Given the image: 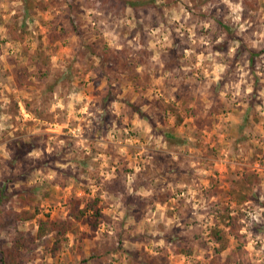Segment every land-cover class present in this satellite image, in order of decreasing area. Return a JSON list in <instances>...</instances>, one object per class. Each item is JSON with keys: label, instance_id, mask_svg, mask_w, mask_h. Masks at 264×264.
Listing matches in <instances>:
<instances>
[{"label": "rangeland", "instance_id": "rangeland-1", "mask_svg": "<svg viewBox=\"0 0 264 264\" xmlns=\"http://www.w3.org/2000/svg\"><path fill=\"white\" fill-rule=\"evenodd\" d=\"M121 1L0 0V257L76 197L104 222L58 250L37 239L23 264H264V0ZM124 47L148 52L137 82L105 73ZM252 172L238 236L223 216Z\"/></svg>", "mask_w": 264, "mask_h": 264}, {"label": "trees", "instance_id": "trees-1", "mask_svg": "<svg viewBox=\"0 0 264 264\" xmlns=\"http://www.w3.org/2000/svg\"><path fill=\"white\" fill-rule=\"evenodd\" d=\"M122 1L125 3V7H136V4L141 2V0ZM147 55L148 52L145 50H133L131 47H124L118 50H110L109 53L101 56L102 64L103 67L106 68L105 73L107 74L108 78H110L112 74L117 73L120 68L119 72L129 73V78L133 82H137L140 74L139 72H137L136 68L138 65L143 64V59L146 58ZM35 57L38 58V61H36L37 63H44L45 65L49 64L51 58L50 55L44 54L42 49L37 50V53L34 55V58ZM109 81L110 85H112V80L110 79ZM133 107L136 109V111L139 112V114L145 117V114L142 110L135 106ZM165 136L167 137L168 141L170 140V142L172 143L179 142V140L172 133L166 132ZM27 144L32 146V143ZM14 150V158L16 159L22 157V155L26 153H29L30 147H24V145L15 146ZM258 180H260L259 175L252 172L243 173L240 178H237L236 180H233L234 182H232L234 184L230 189V197L231 201H233L236 208H238L239 210H237L236 214L228 208L227 212L223 216V219L229 220L231 222V226L238 236H241V234H238L241 227V224L239 222L243 215V213L241 212V206L251 197L255 188V184L259 182ZM18 194L19 196L26 197L23 192H19ZM5 195L6 192L4 193L2 191L0 195V205L3 203ZM29 197L31 200H34L33 196L30 195ZM164 198L165 197H162V199ZM255 199H257V196H255ZM98 202L99 198H96L95 201L87 202L82 206V198L73 197V199L71 200L69 218H40L36 235H30L24 231L17 230V234L14 236L12 244L9 247L1 250L0 264H23L26 261V257L30 253L31 247L35 243V241L51 234H53L55 238L54 249L58 250L60 248V244L68 240V233L78 231L79 228L78 226H75L76 223L82 222L91 225L94 229H97L99 224L101 222H104L105 219L104 212L103 210H101ZM38 214L39 207H36V209H34L33 211H31L30 209H23L19 212H13L14 219L17 223L30 221L34 219ZM212 233L216 242H223L224 235L219 228H214ZM170 239L174 240L173 238ZM223 245V248L227 247V243H224ZM191 251L192 250L182 249L179 253H191Z\"/></svg>", "mask_w": 264, "mask_h": 264}, {"label": "clouds", "instance_id": "clouds-1", "mask_svg": "<svg viewBox=\"0 0 264 264\" xmlns=\"http://www.w3.org/2000/svg\"><path fill=\"white\" fill-rule=\"evenodd\" d=\"M236 18H237V19H239V17H238V16H237Z\"/></svg>", "mask_w": 264, "mask_h": 264}]
</instances>
